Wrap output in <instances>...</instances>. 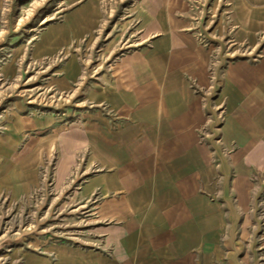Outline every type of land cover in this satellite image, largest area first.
Instances as JSON below:
<instances>
[{
  "label": "rangeland",
  "instance_id": "1",
  "mask_svg": "<svg viewBox=\"0 0 264 264\" xmlns=\"http://www.w3.org/2000/svg\"><path fill=\"white\" fill-rule=\"evenodd\" d=\"M181 25L211 51L200 90L210 197L231 211L199 264H264V168L251 172L241 203L239 152L225 128L237 116L241 65L264 63V0H0V264H45L62 248L107 252L95 240L109 222L88 211L100 201L95 177L109 173L93 123L110 115L113 64Z\"/></svg>",
  "mask_w": 264,
  "mask_h": 264
},
{
  "label": "crops",
  "instance_id": "2",
  "mask_svg": "<svg viewBox=\"0 0 264 264\" xmlns=\"http://www.w3.org/2000/svg\"><path fill=\"white\" fill-rule=\"evenodd\" d=\"M172 29L113 64L110 115L93 123L95 156L109 173L95 177L100 201L88 211L109 222L95 240L107 252L62 248L45 264H199L200 250L217 247L227 230L231 211L210 197L215 165L203 138L211 51L188 27ZM239 84L237 116L225 128L239 152L232 185L244 203L251 172L264 168V63L241 65Z\"/></svg>",
  "mask_w": 264,
  "mask_h": 264
}]
</instances>
